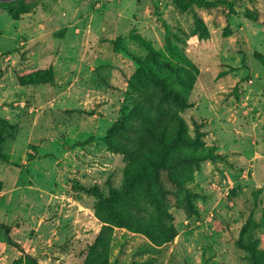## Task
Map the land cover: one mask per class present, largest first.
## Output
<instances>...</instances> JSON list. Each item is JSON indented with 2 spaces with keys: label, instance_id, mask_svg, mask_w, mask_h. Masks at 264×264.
I'll return each instance as SVG.
<instances>
[{
  "label": "rangeland",
  "instance_id": "1",
  "mask_svg": "<svg viewBox=\"0 0 264 264\" xmlns=\"http://www.w3.org/2000/svg\"><path fill=\"white\" fill-rule=\"evenodd\" d=\"M206 1L0 0V264H264V0Z\"/></svg>",
  "mask_w": 264,
  "mask_h": 264
},
{
  "label": "trees",
  "instance_id": "2",
  "mask_svg": "<svg viewBox=\"0 0 264 264\" xmlns=\"http://www.w3.org/2000/svg\"><path fill=\"white\" fill-rule=\"evenodd\" d=\"M180 1L184 6L186 7H192V6H196V7H199V8H212V7H215L217 5L220 4L219 1H215V2H209V1H206V0H189V1H185V0H178ZM139 66L146 72L148 73L155 81H158V79L156 77H154L151 72H150V69L149 67L143 63V62H140L139 63ZM28 80V83L27 84H36V83H39L41 82L42 80H34V78H28L26 79ZM167 91V90H166ZM187 142H185V140L179 138L177 142H174L172 143L171 147H175L176 149L179 148V145L180 144H186ZM128 155L130 156L131 152L128 151L127 152ZM156 158H158L159 160L156 162V161H153V160H149L146 156V161L150 162L153 164L154 166V169H155V172H157L158 170V165L159 167L161 168H165V166H163V162L161 163L160 160L163 159V157H167V153H163V152H160V153H156L154 154ZM178 161H176L175 163H172L170 165V167L174 166V165H184L186 164L187 162H192V161H195V158L191 157L188 155V153L186 152H182L180 154H178ZM157 168V169H156ZM133 188V187H131ZM130 188V190H131Z\"/></svg>",
  "mask_w": 264,
  "mask_h": 264
}]
</instances>
